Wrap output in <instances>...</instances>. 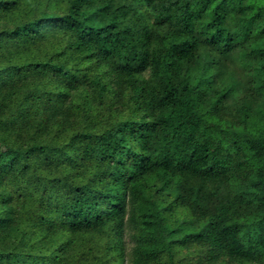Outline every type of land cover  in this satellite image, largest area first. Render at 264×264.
<instances>
[{
	"label": "trees",
	"instance_id": "trees-1",
	"mask_svg": "<svg viewBox=\"0 0 264 264\" xmlns=\"http://www.w3.org/2000/svg\"><path fill=\"white\" fill-rule=\"evenodd\" d=\"M0 264H264V0H0Z\"/></svg>",
	"mask_w": 264,
	"mask_h": 264
},
{
	"label": "rangeland",
	"instance_id": "rangeland-1",
	"mask_svg": "<svg viewBox=\"0 0 264 264\" xmlns=\"http://www.w3.org/2000/svg\"><path fill=\"white\" fill-rule=\"evenodd\" d=\"M7 145L4 141H0V149L3 151H10L9 147L7 148Z\"/></svg>",
	"mask_w": 264,
	"mask_h": 264
}]
</instances>
